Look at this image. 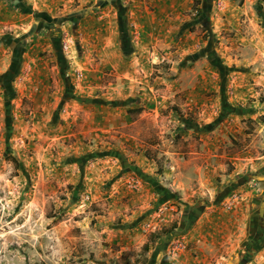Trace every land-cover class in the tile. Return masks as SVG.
I'll return each instance as SVG.
<instances>
[{"label": "rangeland", "instance_id": "374dc122", "mask_svg": "<svg viewBox=\"0 0 264 264\" xmlns=\"http://www.w3.org/2000/svg\"><path fill=\"white\" fill-rule=\"evenodd\" d=\"M198 1L141 59L133 0H0V264H154L238 186L262 204L264 0ZM29 38L49 64L30 96Z\"/></svg>", "mask_w": 264, "mask_h": 264}, {"label": "crops", "instance_id": "0c3cea01", "mask_svg": "<svg viewBox=\"0 0 264 264\" xmlns=\"http://www.w3.org/2000/svg\"><path fill=\"white\" fill-rule=\"evenodd\" d=\"M133 1L132 25L138 34V53L141 59L147 56L149 46L158 38L169 39L165 43L160 42L161 49L170 45L172 42L170 39L176 31L174 27L176 20L189 10L193 2V0ZM262 7L264 9L263 1ZM230 10L236 15L241 13L239 6L234 2L230 3ZM86 23L81 22L80 27L87 29ZM162 30L167 31V34L165 35ZM85 36L89 35L85 33ZM27 41L32 46L26 45L20 55L14 53L12 59L15 61L12 66H15L19 55L21 74L18 75V80H15L14 86L17 84L22 94L30 96L39 88L42 92L47 87L49 64L43 55L46 51L43 44L39 45L37 39L35 42L31 38ZM248 186L244 184L238 186L240 196L231 207L224 203L223 198L219 204L204 206L200 211L188 214L189 221L186 219L187 225L182 230L188 247L187 252H184L183 248L175 249L171 256H167L168 249L164 247L161 250L165 256L160 255L158 260L152 259L154 264H219L225 260L227 254L234 264L264 262V214L260 213V206L256 203L262 190L256 191Z\"/></svg>", "mask_w": 264, "mask_h": 264}, {"label": "trees", "instance_id": "16d2710c", "mask_svg": "<svg viewBox=\"0 0 264 264\" xmlns=\"http://www.w3.org/2000/svg\"><path fill=\"white\" fill-rule=\"evenodd\" d=\"M199 4H200V1L195 0V1L193 2L192 11L197 10V11H198V15H201V14H202L201 12H203V11H202V10H199V9L197 8V6H198ZM187 26H188V24H187V23H184V25L182 26V30L186 29ZM125 38H126V37H125ZM172 111L175 112V113H178V112H179V109H172ZM174 230H175V225H173V226L170 227L169 229L165 230V231L162 233V235H163V236H166V235H168L169 233L173 232ZM143 251H144V252H147V251H148V245L145 244V245L143 246ZM125 264H130V263L127 262V263H125ZM141 264H146V261L144 260L143 262H141Z\"/></svg>", "mask_w": 264, "mask_h": 264}, {"label": "water", "instance_id": "95a60500", "mask_svg": "<svg viewBox=\"0 0 264 264\" xmlns=\"http://www.w3.org/2000/svg\"><path fill=\"white\" fill-rule=\"evenodd\" d=\"M256 181H258V182H262V181H264V175L263 176H261V177H255L254 178ZM260 213L263 215L264 214V200H263V202H262V204L260 205ZM228 264H234V263H232L231 261H229L228 262Z\"/></svg>", "mask_w": 264, "mask_h": 264}, {"label": "built area", "instance_id": "2783aa9c", "mask_svg": "<svg viewBox=\"0 0 264 264\" xmlns=\"http://www.w3.org/2000/svg\"><path fill=\"white\" fill-rule=\"evenodd\" d=\"M235 200V198L233 199V201ZM228 206V205H227Z\"/></svg>", "mask_w": 264, "mask_h": 264}]
</instances>
